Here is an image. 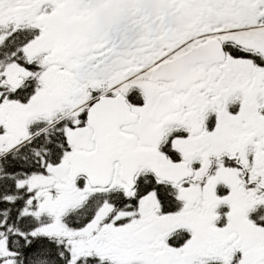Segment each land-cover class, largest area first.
<instances>
[{
    "label": "snow or ice",
    "instance_id": "1",
    "mask_svg": "<svg viewBox=\"0 0 264 264\" xmlns=\"http://www.w3.org/2000/svg\"><path fill=\"white\" fill-rule=\"evenodd\" d=\"M0 264H264V0H0Z\"/></svg>",
    "mask_w": 264,
    "mask_h": 264
}]
</instances>
